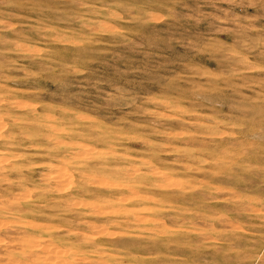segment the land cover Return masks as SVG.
Masks as SVG:
<instances>
[{"label": "rangeland", "instance_id": "1", "mask_svg": "<svg viewBox=\"0 0 264 264\" xmlns=\"http://www.w3.org/2000/svg\"><path fill=\"white\" fill-rule=\"evenodd\" d=\"M0 264H264V0H0Z\"/></svg>", "mask_w": 264, "mask_h": 264}]
</instances>
